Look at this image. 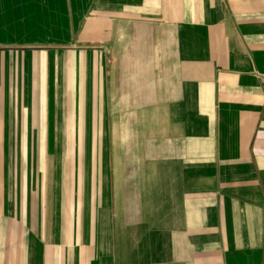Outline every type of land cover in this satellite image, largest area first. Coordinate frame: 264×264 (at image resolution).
I'll use <instances>...</instances> for the list:
<instances>
[{"label": "crops", "instance_id": "obj_1", "mask_svg": "<svg viewBox=\"0 0 264 264\" xmlns=\"http://www.w3.org/2000/svg\"><path fill=\"white\" fill-rule=\"evenodd\" d=\"M103 40L100 55L141 59L105 103L123 185L153 187L137 264H264V0H0V133L55 116L36 84L43 43Z\"/></svg>", "mask_w": 264, "mask_h": 264}, {"label": "rangeland", "instance_id": "obj_2", "mask_svg": "<svg viewBox=\"0 0 264 264\" xmlns=\"http://www.w3.org/2000/svg\"><path fill=\"white\" fill-rule=\"evenodd\" d=\"M106 46L43 43L36 84L51 104L70 91L82 105L50 104L45 133H0V251L13 264H137L143 240L155 241L153 187L123 185L105 105L123 96L141 59L125 56L129 49L100 55ZM63 109L76 122L70 133L60 131Z\"/></svg>", "mask_w": 264, "mask_h": 264}]
</instances>
